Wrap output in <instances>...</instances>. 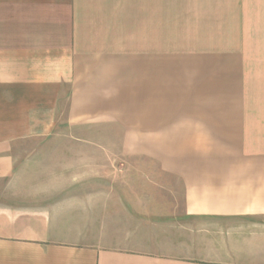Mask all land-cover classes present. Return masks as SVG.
<instances>
[{
  "label": "crops",
  "instance_id": "obj_1",
  "mask_svg": "<svg viewBox=\"0 0 264 264\" xmlns=\"http://www.w3.org/2000/svg\"><path fill=\"white\" fill-rule=\"evenodd\" d=\"M0 264H264V0H0Z\"/></svg>",
  "mask_w": 264,
  "mask_h": 264
},
{
  "label": "rangeland",
  "instance_id": "obj_2",
  "mask_svg": "<svg viewBox=\"0 0 264 264\" xmlns=\"http://www.w3.org/2000/svg\"><path fill=\"white\" fill-rule=\"evenodd\" d=\"M155 27V26H154ZM145 26L144 25H132V29L141 32L142 34L144 31ZM138 33V32H137ZM141 35H136V37H139ZM65 129V127H64ZM67 132V130H64ZM123 143V137L116 134L114 129L111 127H103L100 130L97 131H92L90 135L83 136L82 138H77V136H66V137H54L48 141L44 142H39L37 143L38 146H52V148L49 151L55 150H60L58 152H53L51 154H43L46 155V157H42L41 154H37L35 152L30 153H23V163L24 165L28 166V164H31V167L24 169V174L29 173V172H36L39 176V178H48L49 180L55 179H62L63 177V171L64 169L67 172L68 178H70V184L65 185V188H67V192H60V193H53L55 196V200L53 201H60L61 199H64V197L69 196L75 191L74 188H77V181H78V175L74 172H78V166L79 164V159H82V154L78 152H73L76 150L78 146H88L90 144L96 145V146H102L105 149H112L115 148L117 145H120ZM31 143L24 144L26 146H29ZM34 144V143H33ZM32 145V144H31ZM30 145V146H31ZM37 145H32L31 147H36ZM65 147V148H63ZM67 148V149H66ZM47 155L50 156V158H47ZM86 155V154H85ZM113 153H103V158L99 161V166L103 168V176H108L110 175V169L114 170V165L116 164V172L122 171L123 167L125 164H121V162L118 164V161H114L115 163H110V157H112ZM28 158V159H27ZM48 160V161H47ZM132 160H142V159H134ZM114 164V165H113ZM83 165V163H82ZM30 166V165H29ZM143 166V164H140V167ZM137 171V170H136ZM135 170H132V172L136 173ZM142 171L140 174V177H142L145 173L146 170H140ZM36 175V177H37ZM133 175V174H132ZM136 176V175H135ZM138 176V175H137ZM55 190V189H54ZM46 195V193H45ZM188 234V233H187ZM186 234V235H187ZM200 238L206 239L207 236L205 235H197L195 238ZM190 238L193 239L192 236H186V244H189L191 246H199L200 241L198 240H191ZM202 246V245H201ZM200 246V247H201ZM197 252V249L194 250Z\"/></svg>",
  "mask_w": 264,
  "mask_h": 264
}]
</instances>
